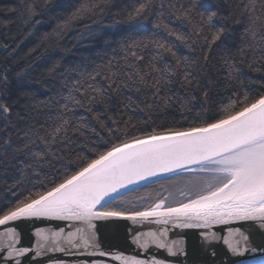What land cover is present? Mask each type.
<instances>
[{"label":"snow or ice","instance_id":"1","mask_svg":"<svg viewBox=\"0 0 264 264\" xmlns=\"http://www.w3.org/2000/svg\"><path fill=\"white\" fill-rule=\"evenodd\" d=\"M151 0H141L134 6L129 18L140 17L149 10ZM51 0H43V3H29L26 7V15L30 20L42 12L49 11ZM104 4L98 0H84L81 5L65 21L64 27H69L73 20L95 14L102 10ZM232 11L227 12L221 19L224 21L217 27L212 21L219 12H201L203 20L207 15L208 34L203 36L204 55L203 63L199 59L188 57L177 58V66L183 61V84L192 88L193 84L200 89L199 81L195 73L206 69L209 62V53L217 42L222 41L224 33L228 30L227 22L236 16L235 24L243 25L241 41L243 46L239 48L240 63L251 53L253 59L248 61V67L253 71H264V65L253 68L257 61H264V0H239L238 3L227 5ZM185 11L189 23L191 18ZM27 23V20L25 21ZM162 23V22H161ZM61 26H57L59 30ZM168 28L167 24H163ZM203 31V25L197 29V35ZM177 39L184 37L177 35ZM157 47L177 57L173 46L156 42ZM139 42L134 41L124 46L125 67L135 69L134 72H124L116 68L111 61L101 66L95 74H88L86 78L74 79L71 87L65 82L63 88L57 93L55 99L59 110L50 114L44 124L39 128L28 127L24 132L22 142L13 147L10 139H4L0 148L12 149L13 158L19 160L24 169L43 170V164L51 153L53 145L60 144L64 147L72 145L74 136L79 135L88 139L89 131L96 132L95 127L90 126L83 116H77L75 108H85L93 113V119L97 120L101 128L106 127L100 119V113L95 111L98 105H103L107 111L110 104L109 90L120 92L121 87L129 88L135 85V90L140 92L141 86L152 90V103L150 108H169L174 103L180 104V110H191L192 100L197 99L193 94L191 98L177 97L167 87L173 83L171 77L177 75V68L169 64L158 67L163 63V57L159 54L141 68L136 62L143 61L144 57L135 49L139 48ZM131 57V60L129 59ZM227 66V80L240 79L239 69L234 62L225 60ZM58 65H54L50 71H54ZM193 68L194 71H189ZM104 71L103 79L109 81L107 88L97 85V77ZM83 76V73H80ZM127 76L132 81L118 82L120 77ZM151 78V79H149ZM7 80V77H4ZM91 81V82H90ZM243 83V81H241ZM63 89H67L65 93ZM204 103H208L209 92L203 88ZM90 93H94L90 94ZM29 95V94H25ZM131 101V97L128 98ZM63 101V103H61ZM52 101H48L51 103ZM11 111L7 103H0V113L5 115ZM202 109L197 113L196 119L203 118ZM50 121V123H49ZM115 122V121H114ZM42 130V134H41ZM71 131L72 135H69ZM110 136L112 129H108ZM127 131L125 136H127ZM39 141V144L37 143ZM40 144L44 148H40ZM71 151V149H69ZM89 150L91 157H85L76 153L79 161L71 172H64L59 179L51 180L45 177L46 186L42 191L29 192L27 196L17 199L14 204L0 205V225H6L10 221L21 218H45L50 220L72 221L86 224L92 227L94 219L123 218L134 223H155L157 225L171 224L177 228H201L210 229L213 225H228L231 222H257L264 228V91L259 93L245 91L242 95L233 92L227 103L219 107L216 113L209 115L197 126L190 125L187 128H164L160 132L153 130L143 136H132L129 139L113 143L111 139L101 138V141H93ZM190 173L185 179L183 187L177 192H169L167 196L158 197L144 210L127 211L124 208H113L114 200L123 201V197L132 189L130 186L138 185L140 181H147L151 177L167 175L169 179H179L181 173ZM39 175V172L36 173ZM45 182H42L44 184ZM135 207V206H133ZM51 233L53 244L61 239V233ZM167 228H161L159 232L148 231L137 233L134 241L141 249L147 250L149 245L158 249H165L170 255H175L174 244L167 242ZM241 236L242 241H247L248 236L239 230H231ZM78 228L76 232H68L64 239L69 244L75 245L77 235L88 246L87 238ZM10 243H0L5 248L7 255L5 261L13 257L22 256L29 251L28 248L17 247L16 232L14 228H7L5 233ZM41 241L47 242L49 236L43 230H37ZM207 239L215 238L212 233L204 234ZM143 237V239H142ZM230 251L239 253L240 241L224 238ZM45 247V243L38 242L36 256L41 255L39 249ZM62 250L60 248L49 249ZM104 256L106 253L100 252ZM121 264H164L159 260L138 259L136 256H116ZM19 264V261H17Z\"/></svg>","mask_w":264,"mask_h":264},{"label":"trees","instance_id":"2","mask_svg":"<svg viewBox=\"0 0 264 264\" xmlns=\"http://www.w3.org/2000/svg\"><path fill=\"white\" fill-rule=\"evenodd\" d=\"M82 2L84 0H51L49 11L29 20L26 15L27 5L42 4L43 0H0V103H7L11 109L7 119L0 113V144H3L4 139H10L13 147L18 146L29 126L38 129L50 114H55L59 105L53 98H59L57 93L65 82L71 87L72 80H83L88 74H95L109 61L114 66L113 70L118 67L124 72H134L135 69L125 67L123 59L124 46L134 41L140 44L135 50L144 57L143 61L136 62L141 68L157 54L163 57V63H158V67L169 64L177 68L178 74L171 77L173 83L167 85L171 89L168 95L175 93L177 97L190 99L194 94L197 99L192 100L191 110L181 111L179 103H174L169 108H150V89L141 86L142 90L137 92L133 85L129 88L121 87L120 92L109 90L111 100L107 111L103 105H98L95 109L101 114L100 119L106 125L104 128L93 119V113L86 110L87 105L85 108L76 107V115L83 116L100 135L89 131L88 139L76 135L73 137L75 142L68 147L53 145L51 153L54 155L47 157L42 171H21L22 165L13 158L12 149L8 148L5 152L7 146L0 148V205L14 204L29 192L44 190L46 176L48 180L59 179L64 172H71L79 163L76 153L85 157L93 155L89 150L93 141L104 138L119 143L132 136L150 134L153 130L160 132L164 128L197 126L203 119L216 113L222 104L227 103L233 92L242 95L245 91H264V71L256 72L248 67V61L253 59L251 53L244 58V63H240L238 50L243 46V25L235 24V15L227 22L228 30L222 41L211 49L206 69L194 72L200 84L199 90L195 83L192 88L183 84V61L177 66V58L181 57H188L189 63L192 59H199L203 63V36L210 34L207 15L202 20L200 13L218 11L219 14L212 22L219 27L224 23L221 17L232 11L227 5L238 3L239 0H151L149 10L132 19L129 14L141 0H98L104 4L102 10L73 20L69 27H64V21ZM189 9L191 23L185 16V11ZM163 24H167L168 28H164ZM58 25L61 26L59 30ZM202 25L203 31L197 35V29ZM177 35L184 39H177ZM156 42L172 45L177 57L158 48ZM226 59L235 63L240 79L227 80ZM54 65L58 66L50 71ZM261 65H264V61H257L253 68ZM189 71L194 69L189 68ZM104 75L105 72L102 71L95 83L107 88L109 81L103 79ZM125 80L132 85V81L124 75L118 82ZM205 87L209 92L207 104L204 103L202 92ZM63 90L67 92V89ZM50 100L52 102L48 103ZM202 106L208 111L198 120L196 116ZM109 128L112 129L111 136ZM69 135H72L71 131ZM40 148L43 149L44 145L40 144ZM190 175H180L179 179H162L135 189L128 192L123 201L114 200L112 207L127 211L144 210L156 202L158 197L177 192Z\"/></svg>","mask_w":264,"mask_h":264},{"label":"water","instance_id":"3","mask_svg":"<svg viewBox=\"0 0 264 264\" xmlns=\"http://www.w3.org/2000/svg\"><path fill=\"white\" fill-rule=\"evenodd\" d=\"M190 174L187 172L180 175ZM167 175L151 177L147 181H140L138 185L130 186L131 191L150 183L166 179ZM130 191V192H131ZM92 227L86 224L72 221L50 220L45 218H21L10 221L6 225H0V233H5L11 227L15 229L17 247L28 248L29 251L22 256L13 257L5 261L7 251L0 247V264H121L116 256H136L138 259L151 261L153 259L163 261L164 264H264V228L257 222H231L228 225H213L210 229L201 228H177L171 224L157 225L155 223H134L123 218L94 219ZM82 229L83 235L88 240V246L79 239L75 245L69 244L64 237L68 232H76ZM167 228V242L173 243L175 255H170L165 249H158L149 245L147 250L141 249L134 241L137 233L157 231ZM61 233V239L57 244L51 240L52 232ZM239 230L248 240L242 241L239 234L230 232ZM37 230H43L49 236L47 242L41 241ZM205 233L214 234L215 238L207 239ZM240 241L239 253L229 250L224 243V238ZM143 239V237H142ZM45 243V247L39 249L41 255L36 256L37 243ZM0 243H10L6 236L0 235ZM60 248L62 250H49ZM100 252L106 255H99Z\"/></svg>","mask_w":264,"mask_h":264}]
</instances>
